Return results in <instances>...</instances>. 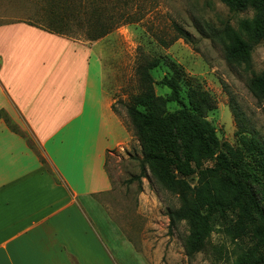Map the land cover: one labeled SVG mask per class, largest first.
<instances>
[{
    "label": "rangeland",
    "instance_id": "obj_1",
    "mask_svg": "<svg viewBox=\"0 0 264 264\" xmlns=\"http://www.w3.org/2000/svg\"><path fill=\"white\" fill-rule=\"evenodd\" d=\"M45 3L46 0H0V25L25 22L47 26L50 20L43 10ZM135 10L139 12L137 23L120 26L89 44L96 47L112 111L129 135L125 146L106 155L105 169L112 188L96 197L106 222H111L114 254L123 264H264V226L257 217L244 216L241 206L217 213L206 246L189 256L184 244L191 234L190 226L186 222L170 226L169 221V214L180 208L179 195L161 188L148 168L140 182L128 184L140 173L142 154L125 107L139 92L136 69L151 59L160 60L158 67L150 71L156 96L169 95V90L159 83L164 77H175L177 72L184 102L190 89L214 97L215 109L207 114L206 121L214 129L219 152L242 151L232 106L242 114L245 129L264 143V96L250 87L255 78L264 80V42L252 50L244 63L237 64L226 58L224 41L215 36L226 27L237 31L241 21L251 20V11L230 13L220 0H135ZM175 25L191 42L173 41ZM85 33L84 28L71 23L70 38H63L86 45ZM179 108L176 103L168 104V112ZM190 167L192 173L188 176L182 177L176 171L173 174L197 188L199 173L212 171L214 162L193 160ZM256 201L264 212V193L257 192Z\"/></svg>",
    "mask_w": 264,
    "mask_h": 264
},
{
    "label": "crops",
    "instance_id": "obj_2",
    "mask_svg": "<svg viewBox=\"0 0 264 264\" xmlns=\"http://www.w3.org/2000/svg\"><path fill=\"white\" fill-rule=\"evenodd\" d=\"M89 44L0 25V264H123L96 197L129 135Z\"/></svg>",
    "mask_w": 264,
    "mask_h": 264
},
{
    "label": "trees",
    "instance_id": "obj_3",
    "mask_svg": "<svg viewBox=\"0 0 264 264\" xmlns=\"http://www.w3.org/2000/svg\"><path fill=\"white\" fill-rule=\"evenodd\" d=\"M135 0H46L44 12L50 23H25L36 29L59 37H69L71 23L84 28L86 42H97L123 25L139 21L138 10L133 11ZM230 13L250 10V21L240 22L238 30L226 27L216 37L224 41V53L229 61L244 63L252 50L264 42V0H220ZM174 40L189 43L190 37L178 26H174ZM159 59H151L136 69L139 92L131 97L125 107L126 117L138 141L142 159L140 173L128 184L144 178L150 169L157 183L166 191L179 195L180 208L169 214L170 226L186 222L191 234L185 241L187 255L193 256L206 246L213 231L216 214L230 207H242L246 217H257L264 226V212L256 201V193H264V143L256 134L243 126V117L235 107L232 112L241 137L242 151L225 154L219 152V142L214 129L206 121L207 114L215 109L216 101L208 93L190 89L184 102L180 96V75L164 77L160 85L169 90L167 97L156 96L150 71L157 68ZM250 87L264 96V80L257 77ZM176 103L180 108L168 112V104ZM113 110V107H112ZM1 116V114H0ZM8 129H18L2 117ZM214 162L212 171L199 173L200 187L191 188L186 181L177 178L192 173L191 161ZM199 166V165H198ZM264 233V230H263ZM259 264V261H255ZM241 264V263H234ZM243 264V263H242ZM254 264V263H253Z\"/></svg>",
    "mask_w": 264,
    "mask_h": 264
}]
</instances>
